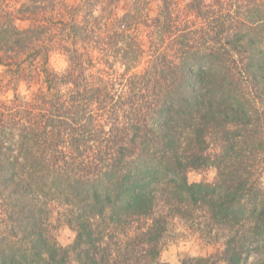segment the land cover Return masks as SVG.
Masks as SVG:
<instances>
[{
  "label": "trees",
  "instance_id": "trees-1",
  "mask_svg": "<svg viewBox=\"0 0 264 264\" xmlns=\"http://www.w3.org/2000/svg\"><path fill=\"white\" fill-rule=\"evenodd\" d=\"M124 1L0 0L8 83L41 76L0 99V264H160L176 219L223 245L180 264H264V0Z\"/></svg>",
  "mask_w": 264,
  "mask_h": 264
},
{
  "label": "rangeland",
  "instance_id": "rangeland-1",
  "mask_svg": "<svg viewBox=\"0 0 264 264\" xmlns=\"http://www.w3.org/2000/svg\"><path fill=\"white\" fill-rule=\"evenodd\" d=\"M80 0H61L66 6H75ZM20 2V0H16ZM184 0H177L179 6L183 5ZM131 6L130 0H125L120 7L121 11L128 10ZM158 9V3L151 1L148 5L147 12L150 16H154ZM26 22H18L17 26L20 29L28 27ZM50 68L57 72H61L66 68L65 58L58 52H51L48 58ZM39 67L36 62L30 72L22 76V80L15 84L8 83L9 74H4V68L0 66V99L3 101L13 97L14 90L21 96L27 97L31 92L35 91L41 85V76L36 71ZM188 183H211L215 178L214 169L189 170L187 172ZM260 184L264 187V165L260 175ZM52 234L61 247L67 248L71 245L74 239L73 231L64 224L62 219L57 215L53 216L51 221ZM223 248L221 242L208 243L200 238L199 234L194 230L185 227L184 223L179 219L174 220L170 227L168 237L162 242V247L159 254L160 264H180L184 258L193 257H210L218 253ZM253 260V259H252ZM251 260V261H252Z\"/></svg>",
  "mask_w": 264,
  "mask_h": 264
}]
</instances>
